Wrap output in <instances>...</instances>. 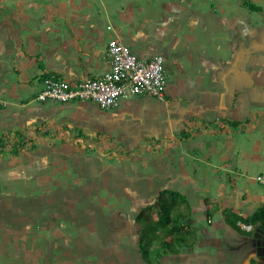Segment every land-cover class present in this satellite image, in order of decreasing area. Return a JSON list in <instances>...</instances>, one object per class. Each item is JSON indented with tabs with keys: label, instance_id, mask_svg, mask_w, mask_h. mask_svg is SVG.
Segmentation results:
<instances>
[{
	"label": "crops",
	"instance_id": "1",
	"mask_svg": "<svg viewBox=\"0 0 264 264\" xmlns=\"http://www.w3.org/2000/svg\"><path fill=\"white\" fill-rule=\"evenodd\" d=\"M242 1L0 0V101L6 102L0 104V264H264L246 251L255 228L245 231L238 224L264 206V188L259 184L262 190H252L246 179L251 166L257 175L264 173V113H251L259 104L250 100L248 91L256 87L264 96V60L251 67L247 57L250 39L263 38L253 43L263 42L259 48L264 52V31H260L264 13L251 14ZM111 38L132 46L140 58L161 55L164 66L168 59L167 67L175 77L169 81L165 68L166 99L181 105L186 101V108L178 105L171 110L177 116L175 130L159 153L157 166L156 152H149L152 148L147 145L146 150L116 148L117 160L103 153L114 149L105 138L94 137L97 144L91 146L83 144L92 137L90 128L97 122L108 123L96 103L37 100L51 72L70 82L109 72ZM213 61L217 73L226 66L225 77L209 81H225L221 88L231 96L232 102L226 104H232L231 116L236 119L213 118L207 108L201 121L191 108L211 105L223 112L225 104L210 92L216 91V85L205 86L209 101H201L196 97L201 91L191 89L202 83L201 72ZM186 63L193 74H185ZM198 69L200 74L195 73ZM184 90H191L193 96L188 91L183 95ZM245 91L249 101L241 111ZM260 101L264 104V98ZM124 106L125 99L110 111ZM227 119L241 123L234 129ZM239 131L253 140L259 133L254 152L244 149V134ZM181 142L190 147L178 150ZM92 149L100 154L90 155ZM183 156L191 170L174 174L163 166L175 169ZM90 159L100 167V186L109 193L116 191L117 199L84 197L91 190L84 173L92 166ZM75 176L84 182L81 189L75 186ZM159 179L171 186L156 185ZM123 183L129 193L121 197ZM73 186L83 191L79 197L71 192ZM165 188L189 200L183 222L194 233L189 245L177 253L161 249V257H155L161 244L152 241L149 263L141 250L147 243L141 248L144 231L136 217ZM59 192L63 197H57ZM91 199L103 203L91 209ZM75 201H85L88 207L75 209ZM113 203L120 206L111 209ZM77 212L91 218L97 215L109 224H101V219L75 224ZM147 236L153 238V232Z\"/></svg>",
	"mask_w": 264,
	"mask_h": 264
},
{
	"label": "rangeland",
	"instance_id": "2",
	"mask_svg": "<svg viewBox=\"0 0 264 264\" xmlns=\"http://www.w3.org/2000/svg\"><path fill=\"white\" fill-rule=\"evenodd\" d=\"M253 2L255 3H259L262 4V6L264 7V0H253ZM261 32L264 31V29H260ZM259 31V33H260ZM263 38H257V39H250L249 43V54H247L248 57V62H249V66L254 67L255 65H260V62L262 60H264V52L260 50V46L263 45V42H261L258 46V44L254 45L253 40H258V41H262ZM252 40V41H251ZM160 46V45H159ZM246 56V55H244ZM167 66H169V62L168 59L165 60V68L168 71V75H169V81H173V78L175 77V74L172 72V70H170ZM218 67V64L216 61H213L210 63V67L207 68H203L202 72H201V77H202V83H199L201 85H199L198 83H196V87H193L191 89H193L194 91H201L198 92L197 94V98H199L201 101H209L212 100L211 96L208 99L207 93H205L206 91H208L209 89H206L205 86H211V87H216V91L212 90L210 91L212 93V95H214V97H216V100L221 101L223 104L222 105L223 108H221L223 110L222 113L217 112V108H212L211 105H195L192 106V110L195 113V115L202 121L204 120L206 117V112H211V116L213 118H217L219 115H222V117H232L235 118L234 116H231V114H233L232 111H230L231 108H234L233 106H231L232 104H226L231 103L232 99L230 94H226L225 91L223 90V88H221V86L224 84L225 87V81L222 83H211L209 81V79H216V76L219 77L220 79H223L225 77V68L226 66H222L223 67V71H221V73L223 74V77L221 75V73H217L215 72V68ZM188 69V70H187ZM185 74H193V71L190 70L189 68V64L186 63V69L184 70ZM200 69H198V71H196L195 73H199ZM200 74V73H199ZM222 77V78H221ZM251 87L254 86L253 80L251 78ZM231 90V88L229 87V91ZM186 91H188L187 93H189L191 96L192 95V91L191 90H184V94L186 93ZM248 91H251L250 94V100H256L254 102L259 104V107L256 109H253L251 111V113L255 116L256 112L254 110H257V112L259 113H264V104L260 101L264 98V96H260L258 94V88H249ZM247 91V92H248ZM245 91L243 93V102L240 106V110L244 111L242 109V106H246L247 101H249L248 99V94ZM255 92V95H254ZM248 98V99H247ZM167 100V99H166ZM178 100V99H177ZM215 100V101H216ZM86 102H90V101H86ZM125 103L126 106H124V108L121 111L118 110H113L110 111L112 109H103L99 106L100 108V113L107 116V120L108 123H104V122H97L96 123V127L95 128H90L91 132L90 135L92 137L88 138L86 137L85 141H83L84 145L87 146H91L94 144H97L96 140H101L102 138H105L106 143H109L110 147H113L114 149L111 150H103V153L106 154L108 157H112L113 158H117L115 155L118 154V150L119 147H128L129 150H137V149H144L146 150L147 148L145 147L150 146V149L152 148L151 151L149 152H156L155 155H153L155 162L157 161V163H155V166H157L159 164L160 159L158 158V155L161 151L164 150L165 147H167L168 145V136L170 134H174V130H175V121L176 119L174 117V114H171V110L173 108H177L178 109V105H180L179 107L182 108H186V101L182 100V105L181 104H177L176 101H160L154 97H150L149 95H142V96H128L127 98H125ZM257 104V106H258ZM175 105V106H174ZM169 107L170 111L167 110L166 108ZM95 108V107H94ZM209 110H208V109ZM97 109V108H96ZM101 110H103L104 112H102ZM90 111L93 113H95V110L90 109ZM178 112V111H177ZM61 115V114H60ZM242 115L243 112H242ZM245 116V115H244ZM248 116H250V112H248ZM180 119V118H179ZM190 117L186 116L185 118V122L189 121ZM236 119V118H235ZM205 121V120H204ZM92 125L91 123L88 124ZM178 129V127H177ZM101 131V134H97L96 132ZM239 134H244V136L242 135L243 138V143H244V149L245 147H249V149H253V152L255 151L256 146L258 145L259 139L257 138L259 133H257L254 137V140L252 137H250V139H247V137H245L248 133L246 131H239L237 132ZM96 134V135H95ZM178 135H176L177 137ZM96 137L98 139L94 140L93 138ZM250 141V142H249ZM190 146L187 143L181 142V144H179L178 146V150L179 149H186L189 148ZM75 149L77 147H74ZM117 148V149H116ZM83 153H86V148H83ZM263 151V148L262 150ZM96 152H98V154H100L99 150L96 149ZM95 150L92 149L91 151H89V154L94 156L95 155ZM258 153V152H257ZM259 154V153H258ZM185 159L186 157L183 156L182 159L180 160V165L179 167L172 169L169 168L167 166V164H164L163 166L166 167V169H168L169 171L173 172L174 174L177 173H183V171H188L191 170V167H188L185 165ZM92 159H90L91 162ZM118 160V158H117ZM109 164H111V162H107ZM114 163V162H113ZM92 166H87L84 170L85 173V179L87 181H89V183L91 184V190L89 191L90 193L85 195L84 197H88V198H94L97 195H99L100 197H102L105 200H114L117 199L115 192L109 193L106 191V189L102 186H100L99 184V173H100V167L97 164V160H94L93 162H91ZM170 166V165H169ZM176 166V164H175ZM168 167V168H167ZM161 169V168H160ZM172 169V170H171ZM145 172V171H142ZM248 173H246V179L248 184L250 185L252 190H262V187L259 185V183L256 181L257 178V170L254 166L249 167ZM141 174V173H140ZM138 174V177L140 178L141 175ZM66 178L68 180H70L71 178L67 175ZM75 186H78L79 189L82 188V184H84V182H82L80 176H75ZM118 181H121V176H119V178L117 179ZM156 185L158 186H165V187H170L171 184L170 182H164L163 180H157ZM123 189L125 190L124 192H121V197H124L125 195H127L129 193V187L126 183H123ZM88 187V188H89ZM117 188V187H116ZM112 190V189H111ZM73 191V194L75 197H79L82 192H77L76 189L72 188L71 192ZM119 193H117L118 195ZM124 195V196H123ZM58 198L63 197V194L61 192L58 193L57 195ZM95 199H91L89 203V207L91 209H97L99 207V204L103 203V201L97 200V201H93ZM119 202V200H118ZM85 201H75L74 202V208L75 209H84L87 206V203L84 204ZM106 204V202H104ZM115 205V207L113 206ZM113 205L111 206V209H115L117 208V206L119 207L120 204L118 203H113ZM88 212V211H87ZM93 212V211H90ZM97 213H92L93 215H96ZM79 215V216H77ZM75 220H73V222L75 224H85L86 223V219L88 220V223L94 224L97 223V220H100L101 217H98L97 215L95 216V218H91V217H85L84 215H80V212H77V214L75 213L74 215ZM72 221V220H71ZM100 223H104L106 225H108L109 223L107 221L103 219L100 220ZM110 227V225H109Z\"/></svg>",
	"mask_w": 264,
	"mask_h": 264
},
{
	"label": "built area",
	"instance_id": "3",
	"mask_svg": "<svg viewBox=\"0 0 264 264\" xmlns=\"http://www.w3.org/2000/svg\"><path fill=\"white\" fill-rule=\"evenodd\" d=\"M107 49L111 58L109 72L79 82L67 81L51 72L44 78L37 100L60 103L90 101L107 110L118 108L120 102L128 96L149 95L165 101L168 78L161 55L149 59L140 58L132 46L116 38L109 40ZM0 104L6 105V102L0 101ZM256 179L264 188V173L258 174ZM238 224L245 231L254 228L252 224L243 221Z\"/></svg>",
	"mask_w": 264,
	"mask_h": 264
},
{
	"label": "trees",
	"instance_id": "4",
	"mask_svg": "<svg viewBox=\"0 0 264 264\" xmlns=\"http://www.w3.org/2000/svg\"><path fill=\"white\" fill-rule=\"evenodd\" d=\"M242 2L251 14L264 13V7L253 2V0H243ZM225 122L234 129L241 123L230 119ZM188 208L189 200L185 195L176 190L165 188L158 192L153 203L147 204L139 212L136 222L144 231L140 238V245L142 248V244L147 243V247L141 250L145 251L143 255L145 254L144 256L147 257L149 263L151 262L150 245L154 240L161 244L160 248L156 250L157 255L155 257H161V249H164L165 253H177L182 246L190 244L194 232L188 231L186 229L187 224L185 225L183 222L184 219H187ZM242 219L252 224L255 229L264 232V206L252 216ZM151 232H153V238L147 236Z\"/></svg>",
	"mask_w": 264,
	"mask_h": 264
},
{
	"label": "flooded vegetation",
	"instance_id": "5",
	"mask_svg": "<svg viewBox=\"0 0 264 264\" xmlns=\"http://www.w3.org/2000/svg\"><path fill=\"white\" fill-rule=\"evenodd\" d=\"M254 229V228H253ZM257 229H255L254 233L256 232ZM253 233V234H254ZM253 236V235H252ZM252 236H250V238L248 237V241H249V244L247 243L249 249H247L246 251H250L252 252L253 254H255V259L264 262V258L262 256H260V252L262 253L264 250H263V246L262 244L260 246H258V241L254 242L252 238ZM258 240V239H257ZM251 246V247H250Z\"/></svg>",
	"mask_w": 264,
	"mask_h": 264
},
{
	"label": "water",
	"instance_id": "6",
	"mask_svg": "<svg viewBox=\"0 0 264 264\" xmlns=\"http://www.w3.org/2000/svg\"><path fill=\"white\" fill-rule=\"evenodd\" d=\"M251 239H253L254 242L258 241V244H259L258 246H260L262 244L263 250H264V240H262L264 238H263L262 232L260 230L257 229L255 234L252 236ZM260 256H262L264 258V251L262 253L260 252Z\"/></svg>",
	"mask_w": 264,
	"mask_h": 264
},
{
	"label": "bare ground",
	"instance_id": "7",
	"mask_svg": "<svg viewBox=\"0 0 264 264\" xmlns=\"http://www.w3.org/2000/svg\"><path fill=\"white\" fill-rule=\"evenodd\" d=\"M239 245V244H238Z\"/></svg>",
	"mask_w": 264,
	"mask_h": 264
}]
</instances>
